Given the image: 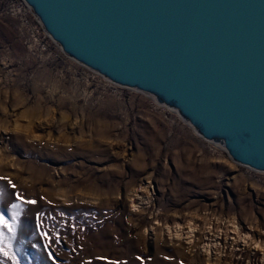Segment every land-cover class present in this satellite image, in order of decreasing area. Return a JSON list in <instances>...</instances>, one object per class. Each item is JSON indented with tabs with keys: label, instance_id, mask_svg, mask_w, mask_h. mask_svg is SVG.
Listing matches in <instances>:
<instances>
[{
	"label": "rangeland",
	"instance_id": "1",
	"mask_svg": "<svg viewBox=\"0 0 264 264\" xmlns=\"http://www.w3.org/2000/svg\"><path fill=\"white\" fill-rule=\"evenodd\" d=\"M0 176L9 218L17 193L37 202L21 204L20 264H264L204 248L264 244V173L68 58L20 0H0Z\"/></svg>",
	"mask_w": 264,
	"mask_h": 264
},
{
	"label": "water",
	"instance_id": "2",
	"mask_svg": "<svg viewBox=\"0 0 264 264\" xmlns=\"http://www.w3.org/2000/svg\"><path fill=\"white\" fill-rule=\"evenodd\" d=\"M71 60L264 173V0H20Z\"/></svg>",
	"mask_w": 264,
	"mask_h": 264
},
{
	"label": "snow or ice",
	"instance_id": "3",
	"mask_svg": "<svg viewBox=\"0 0 264 264\" xmlns=\"http://www.w3.org/2000/svg\"><path fill=\"white\" fill-rule=\"evenodd\" d=\"M0 180H7L6 177L0 176ZM8 184L15 189V185L11 180H7ZM16 199L21 204L35 205V200H26L21 194H16ZM21 204H12L10 210V218L4 212L0 211V264H4V261H11V264H20L17 251L14 248L13 241L17 238V229L19 227L20 213L22 211ZM40 214L36 216V227L40 228ZM40 235L46 240L51 241V237L46 232H41ZM60 237L56 235V242L59 243ZM48 246L47 244L45 245ZM259 247V246H258ZM49 258H52L49 253ZM53 264H56L55 260ZM108 264H115V262L109 261Z\"/></svg>",
	"mask_w": 264,
	"mask_h": 264
},
{
	"label": "bare ground",
	"instance_id": "4",
	"mask_svg": "<svg viewBox=\"0 0 264 264\" xmlns=\"http://www.w3.org/2000/svg\"><path fill=\"white\" fill-rule=\"evenodd\" d=\"M174 113H175V111L174 110H172ZM179 227V226H178ZM191 233H193V229H191L190 231H188V239H186L187 240V243H193L192 242V239H190V237L191 236H193V235H191ZM189 234H190V236H189ZM175 237V236H174ZM180 237V235H177V238H179ZM176 238V237H175ZM225 239V238H224ZM223 238L221 239L222 241L224 240ZM219 240V241H218ZM211 241V240H210ZM213 242H208V244L206 243V245L204 246V248L206 249V248H208V246H209V243H216V246L215 247H213V249H218V243H221V245H222V248H226V250L227 249H229L230 250V248L231 247H233L232 248V250L231 251H228V252H226V254L228 253V256H227V258L228 259H233V261L235 262V261H238V259H236L235 257H234V255L237 253V255H241V257H240V260L242 259V258H245V259H250V256L246 253V250L248 249V246H252V247H250V249L251 250H253V251H255L256 253H255V255L256 254H258V252H259V254L262 252L263 254V258H264V247H263V245H257L256 243H254L253 245H251V243H222L221 241H220V237L219 236H217V237H214V240H212ZM259 246V247H258ZM212 247V246H211ZM211 250V249H210ZM206 251V250H205ZM250 252V251H249ZM239 260V261H240Z\"/></svg>",
	"mask_w": 264,
	"mask_h": 264
}]
</instances>
